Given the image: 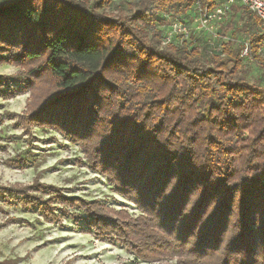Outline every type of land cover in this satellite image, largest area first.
Wrapping results in <instances>:
<instances>
[{
    "label": "trees",
    "instance_id": "1",
    "mask_svg": "<svg viewBox=\"0 0 264 264\" xmlns=\"http://www.w3.org/2000/svg\"><path fill=\"white\" fill-rule=\"evenodd\" d=\"M193 1L0 0V63L26 70L0 86L47 73L54 87L26 122L77 143L139 211L122 221L96 201L58 198L78 207L81 230L123 233L136 254L175 264H264V82L244 69L251 59L264 72V23L231 7L244 18L234 27L247 35L244 57L245 41L218 45L190 26ZM175 18L190 37L163 43Z\"/></svg>",
    "mask_w": 264,
    "mask_h": 264
},
{
    "label": "rangeland",
    "instance_id": "2",
    "mask_svg": "<svg viewBox=\"0 0 264 264\" xmlns=\"http://www.w3.org/2000/svg\"><path fill=\"white\" fill-rule=\"evenodd\" d=\"M227 18L231 28L219 33L217 44L229 39L234 46L241 44L247 35L234 27H240L244 18L240 11ZM191 22L190 26H195V21ZM262 55L264 59V51ZM244 64L247 81L263 84L259 64L251 59ZM25 75L19 65L0 63V76ZM20 83L7 80L0 86V264H175V259L136 254V247L124 241L123 233L81 230L79 222L73 223L72 218L79 216L78 207L58 198L78 200L81 205L96 201L111 217L122 221L135 219L139 211L89 167L77 143L64 139L52 127L26 122L32 106L54 87L49 75L43 74L29 87ZM35 182L46 187L34 188ZM15 184L24 190L13 194L5 188Z\"/></svg>",
    "mask_w": 264,
    "mask_h": 264
},
{
    "label": "built area",
    "instance_id": "3",
    "mask_svg": "<svg viewBox=\"0 0 264 264\" xmlns=\"http://www.w3.org/2000/svg\"><path fill=\"white\" fill-rule=\"evenodd\" d=\"M233 5L246 8L264 23V0H222L213 8H210L200 0H194L193 6L197 15L195 30H205L211 33L213 37L218 38L219 35L216 33L217 26L215 23L224 20L228 16ZM170 20L168 29L163 37V43H168L176 37L181 40H186L190 37L191 28L187 22L178 18ZM240 55L244 57L248 56V43L246 41L244 42V47L242 48Z\"/></svg>",
    "mask_w": 264,
    "mask_h": 264
}]
</instances>
